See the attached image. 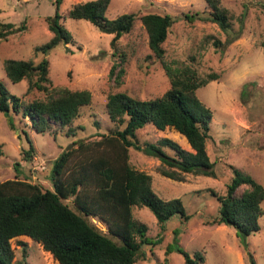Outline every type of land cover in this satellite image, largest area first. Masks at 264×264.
Instances as JSON below:
<instances>
[{"label":"rangeland","instance_id":"1","mask_svg":"<svg viewBox=\"0 0 264 264\" xmlns=\"http://www.w3.org/2000/svg\"><path fill=\"white\" fill-rule=\"evenodd\" d=\"M55 1L0 0L1 23L19 26L26 21L27 25L24 32L0 41V83L24 102L42 99L43 94L35 89L27 92L24 80L11 83L3 62L14 59L38 63L44 58L35 48L53 36L46 18L54 16ZM87 1L92 0H61V22L72 41L58 45L46 58L52 85L87 90L92 95L91 104L80 109L70 136L66 135L67 129L56 136L48 131L37 133L29 119L22 112L12 111L11 105L9 113L0 112V182L18 177L50 189L54 161L62 152L74 149L73 159L81 160L86 152L77 150L80 144L95 152V143L117 128L106 113L109 94L122 92L148 100L169 89V79L161 63L152 56L147 33L139 20L146 13H166L176 20L162 45L164 61L174 66L190 65L201 77L209 73L220 76L197 91L199 100L212 112L206 152L215 177L185 174V182H177L160 175L158 159L129 150L130 165L151 176L153 192L164 201L179 199L188 216L186 221L173 216L161 226L147 208H132L134 219L147 227V237L162 239L157 246H145L147 260L135 264H184L177 249L190 257L199 252L204 257L203 264H250V256L255 264H264V214L258 220L260 231L245 241L237 237L233 228L208 224L218 216L220 208L210 192L226 195L233 178L232 167L264 188V0H220L232 15L230 37L238 35L227 47L214 46L213 42L223 44L227 38L216 24L198 18L188 22L181 16L197 12L206 18L209 9L203 0H111L106 19L126 13H135L138 18L131 32L117 42L126 55L125 75L119 86L114 78H109L111 66L117 61L110 46L113 36L101 33L87 21L66 15L74 4ZM163 135L151 125L137 132L142 143H156ZM28 141L35 150L31 161L23 158ZM164 151L170 156L174 154L168 149ZM261 209L264 213V201ZM90 221L107 232L98 219ZM26 253L27 264H49L35 242L28 244ZM22 254L21 249L16 250V261H21Z\"/></svg>","mask_w":264,"mask_h":264},{"label":"trees","instance_id":"2","mask_svg":"<svg viewBox=\"0 0 264 264\" xmlns=\"http://www.w3.org/2000/svg\"><path fill=\"white\" fill-rule=\"evenodd\" d=\"M203 1L209 9L206 18L197 12L181 16L188 22L198 18L216 24L227 38L223 44L213 42L214 46H229L238 39V35L230 37L232 15L221 6L220 0ZM60 3L61 0L55 1L54 16L46 18L52 38L35 48L44 58L38 63L14 59L3 62L4 73L11 83L24 80L27 92L35 89L43 98L24 102L0 83V112L9 113L11 105L12 111L22 112L29 119L37 133L48 131L56 136L67 129L66 135L70 136L74 132L73 122L80 109L91 104L92 95L87 90L53 86L49 78L46 57L58 45L72 41L61 22ZM110 4L111 0L77 3L66 15L87 21L101 33L113 36L110 46L117 61L111 66L109 78H114L119 86L125 75L126 55L117 42L131 32L138 18L135 13H126L108 20L105 13ZM139 20L147 33L152 56L161 63L169 79V89L148 100L122 92L109 94L106 113L117 128L95 143L98 149L95 152L80 144L77 150L86 152L81 160L73 159L74 149L62 152L54 161L50 189L18 177L0 182V264H27L26 248L30 242L37 244L49 264H135L147 260L143 248L157 246L162 239L147 237V227L134 219L132 208H147L161 226L173 216L184 221L188 216L179 199H160L151 188V176L130 165L131 148L158 159L160 175L171 180L185 182V174L215 177L206 152L212 112L199 100L197 91L220 76L209 73L201 77L190 65L174 66L164 61L162 45L176 17L146 13ZM25 30L26 21L19 26L0 22V41ZM147 125L165 135L156 143L140 142L137 132ZM28 144L29 148L23 152L25 161H31L35 152L30 141ZM165 149L172 151L173 156ZM232 171L225 196L210 192L220 208L218 216L208 224L233 228L237 237L245 241L260 231L258 220L264 214L261 209L264 188L238 169L232 167ZM90 218L98 219L107 232L95 227ZM18 249L23 253L21 261H16ZM177 252L183 256L184 264L204 263L199 252L193 257L181 249ZM250 264H255L251 256Z\"/></svg>","mask_w":264,"mask_h":264},{"label":"water","instance_id":"3","mask_svg":"<svg viewBox=\"0 0 264 264\" xmlns=\"http://www.w3.org/2000/svg\"><path fill=\"white\" fill-rule=\"evenodd\" d=\"M68 149V148H67Z\"/></svg>","mask_w":264,"mask_h":264}]
</instances>
